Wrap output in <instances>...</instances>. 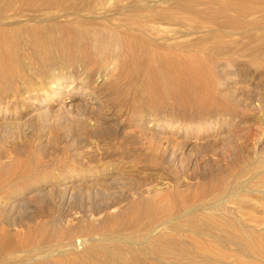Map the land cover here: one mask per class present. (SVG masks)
<instances>
[{"label": "rangeland", "instance_id": "374dc122", "mask_svg": "<svg viewBox=\"0 0 264 264\" xmlns=\"http://www.w3.org/2000/svg\"><path fill=\"white\" fill-rule=\"evenodd\" d=\"M79 1L0 0V24L13 19L0 43L11 35L16 48L3 54L0 45V264H117L116 253L146 263L148 241L175 231L141 240L128 218L136 202L166 201L152 211L163 221L188 207L210 211L221 197L230 207L264 201V0ZM64 11L74 14L58 17ZM103 13L147 34L153 27L179 60L199 65L200 86L176 83L156 62L138 65L115 35L94 51L100 41L82 31L102 26L89 16ZM120 26L111 32L149 39ZM257 229L264 242V222ZM168 256L158 264H187ZM189 263L240 264L233 256Z\"/></svg>", "mask_w": 264, "mask_h": 264}, {"label": "bare ground", "instance_id": "6f19581e", "mask_svg": "<svg viewBox=\"0 0 264 264\" xmlns=\"http://www.w3.org/2000/svg\"><path fill=\"white\" fill-rule=\"evenodd\" d=\"M24 1L27 3V5L29 3H35V4H38L37 6H39V4H44L45 5V4H49V3H52V2H57V0H24ZM59 1H61V0H59ZM71 1H73V0H71ZM95 1H97V0H95ZM98 1H100V0H98ZM101 1H103V0H101ZM106 1H108V0H106ZM67 2H68V0H67ZM69 2H70V0H69ZM86 2H87V0H86ZM100 4H101V2H100ZM100 4H98L99 7H100ZM23 5L25 6V4H23ZM123 5H122V7H123ZM30 6H31V4H30ZM37 6H35V7H37ZM58 6H60V5H58ZM25 7H27V6H25ZM61 7H62V5H61ZM74 7H76V6H74ZM88 7H90V6H88ZM101 7L103 8V6H101ZM128 7H129V5H128ZM11 8H13V7H11ZM23 8H21V9H23ZM97 8H98V6H97ZM104 9H105V7H104ZM104 9H102V10H104ZM130 10L128 9V11H130ZM138 10H139V8H138ZM83 11L84 10H82V12ZM23 12L25 14V11H23ZM66 12L67 11H64V13H66ZM75 12H77V11H75ZM90 12H91V10H90ZM14 13H16V12H14ZM42 13H40V14H42ZM61 13H60V15H58L59 13L57 14L58 17L60 16V17H63L65 19H69L74 14V13H71V12H68L66 14H63V13L61 14ZM113 13L112 14L111 13H103V14H99V15L98 14H94V15L89 16V17H94V18H98L99 20H102L104 22V24L101 26V23H99L100 22L99 21L98 22L99 23L98 24L99 25L98 26L99 28L95 25L97 28H94V27L91 28L90 27V29L89 28H85V29H83V31L81 30L82 33H83V35L86 38L89 39V38L95 36L100 41V43L98 45H92L91 46V48L94 51H97V52H100L101 51L102 52L105 49H107V47H109V44L107 42L108 41V38H110L113 35H115L116 38L119 39L120 42H122L121 44L124 47L123 49L126 50V51H128V53L131 56V58L134 60V62L136 61L137 64L139 62L140 64L144 65L146 67V69L149 70L150 68H152L151 66H153V65H151L152 62H156V64H158V66L161 68L162 75L167 76V77H169V76L175 77L176 83L183 84L185 82L192 81L193 84H196V85L198 84V86H200V83L197 80V73L199 72V69L198 68H200V67H198L199 65L196 67L193 63H191L189 61V59H188V61L187 60H182V61L179 60L178 59V54L179 53L178 54L176 53L177 51H175L176 49L174 50V46L171 44V42H169L170 40H165L163 42L162 41H159V38L156 37V33H155L156 31L154 30L153 27H152L153 30L150 31L147 34L145 31L141 30V29H143L142 27H140L141 29H138V30H135L134 29L133 30V28H130V27H127V26L124 27V25L122 23H120L121 26H120L119 23L116 25V23L114 22V20H112L113 18H117V17H115L116 12H115V14H113ZM43 14H45V13H43ZM37 16H39V15H37ZM49 16L50 17L51 16L53 17L54 15L51 14ZM82 16H84V15H82ZM42 17H45V16H42ZM86 17H87V15H86ZM38 18L37 19L36 18H32V16H31V19L29 18L28 20H30V21H37L38 22V20H39ZM25 19H23V20H25ZM55 19L56 18H54V20ZM12 20L13 19H8L6 21L2 20L1 21V24L2 25L0 24L1 25L0 27L2 28V26H5L4 23L11 22ZM50 20H52V18L51 19H48V17H47V20H46L47 23ZM88 20H89V18H88ZM141 21H142V19H141ZM50 22H52V21H50ZM124 22H125V20H124ZM15 23H17V22H14V24ZM52 23H56V22H52ZM62 23L63 22H61V24ZM74 23H75V21H74ZM19 24H20V22H19ZM69 24H71V22H69ZM83 25H85V24H83ZM87 25H88V23H86V26ZM147 25H149V24H147ZM89 26H90V24H89ZM115 26H120L121 28H124L128 32H135V33L140 34V35H145L146 37L148 36L147 38H149V39H148L147 42L146 41L143 42L140 39H133L130 36H126V34H124V32H123V34H122V32L121 33H114L113 34V32H111V30L112 29L114 30ZM75 27H74V29H76ZM15 28H16V26H15ZM145 29H147V27ZM26 30H27V28H26ZM35 31H36V33H35ZM54 31H56V30H54ZM117 31L118 30H116V32ZM26 32H28V31H26ZM45 32H47V31H45ZM65 32H68V31H65ZM74 32H76V31H74ZM0 33H5V30H0ZM50 33L51 32H49L47 34H50ZM140 35H138V36H140ZM41 36H43V35H41ZM51 36L46 37V41L44 39V41H45L44 47L46 48L47 53H53L54 51H56L57 46H58V45L57 46L54 45L55 44V41H54V44H51L49 42L50 41V38L49 37H51ZM59 36H61V35H59ZM134 37L137 38V36H134ZM10 38H12L11 35L10 36H5L3 38L4 41H2L0 43V45L2 46V53L3 54L5 52L7 53V51H9V49H11L10 46H13L9 42V40H11ZM30 38L33 41V46L34 47H37L39 45V42H40L37 39L38 38L37 37V30L32 31V37H30ZM26 39L28 40V38H26ZM60 40H62V39L60 38ZM63 41H64V38H63ZM14 42H15V44L17 43L16 41H14ZM29 43H31V42H29ZM118 44H120V43H118ZM34 49H36V48H34ZM109 49H111V48H109ZM14 50H16L15 47H14ZM190 52H191V50H190ZM158 54H161V56H158ZM108 55H111V54H108ZM101 57H103V56H101ZM102 59H104V58H102ZM102 62H107V61H102ZM130 62H131V60H130ZM199 62H201V61H199ZM140 64H138V65H140ZM197 64H200V63H197ZM109 65H110V63H109ZM125 65L126 64H124V66ZM135 66H136V64H135ZM207 66H209V65H207ZM117 68H118V66H117ZM132 71H133V69H132ZM155 71H158V70H155ZM149 80H151V79H149ZM162 88H160V89H162ZM84 91H85V93H89V95H92V92H90V90L86 89ZM89 101L90 102H93L92 100H89ZM225 198H227V197H225ZM221 199L222 200L218 204V206L214 207L210 211H207V212L192 211L191 207H188V208L183 209L182 212H179V213L170 212L169 216H166L163 221H161V218H158V216H156L157 214L154 215L155 213H152V211L157 210L159 207L163 206L164 204L168 207V203H166V201H164L162 203L161 202L160 203H153L152 201L144 200V199H142V200H140L138 202L135 201L136 203L132 206V210L129 213V215L127 213L126 214L129 216L128 218H129V221H130L132 227H136V228L137 227L138 228L141 227L140 229L145 233V234L142 235V239L141 240H143L145 237H148L151 233L157 231L158 229L168 228V229H172L173 231H175V234H166V233H160V232L156 233L150 239V241H148V247H147L148 250L150 249L149 251L147 250L148 253H150L151 251L154 253V256H152L154 258H152L151 261H149V262H146V263L145 262H142V263L140 262L138 264H158L157 261H158V258L160 256L167 257L168 255H170L168 257H172L173 260H174V258H177V257H180L181 256L183 259H187V260H185L187 264H191L189 262L191 260H193V258H196V257H199L202 260H206V259L212 258V257L213 258H226V257H229V256H233L234 259H235V262L236 263H240V264H259V259H262L260 261H264V242L261 241L262 239L257 242V239H260L259 238V235L260 234H259V231H257L258 230L257 228H258L259 225H261L262 222H264V218H262V217H264V201H260L258 198H253V199H241V198H239V199H237V201L231 202V203H233L232 204L233 206L230 207V206L227 205V202L228 203L230 202L229 200L224 199V197L223 198L221 197ZM201 206H203V205H201ZM166 223H169V226L166 225ZM129 227H130V225H129ZM261 230H264V229H261ZM229 245L233 246V248H231V250H229ZM89 251H91L90 248L87 249V252L88 253H89ZM94 253H95L96 256H98V258L100 257L99 255H102L100 252H98V253L97 252H94ZM81 259H83V258H81L79 256H75L73 260L78 261V260H81ZM113 259L116 261L117 264H137V263H134L133 260H126V259L122 258L117 253L113 255ZM79 262H78L79 264H85L86 260H85V262L84 261L83 262L82 261H79Z\"/></svg>", "mask_w": 264, "mask_h": 264}]
</instances>
